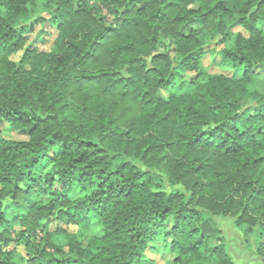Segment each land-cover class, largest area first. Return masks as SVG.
<instances>
[{
    "label": "trees",
    "instance_id": "16d2710c",
    "mask_svg": "<svg viewBox=\"0 0 264 264\" xmlns=\"http://www.w3.org/2000/svg\"><path fill=\"white\" fill-rule=\"evenodd\" d=\"M37 1L0 0V264H234L214 217L264 238V0Z\"/></svg>",
    "mask_w": 264,
    "mask_h": 264
},
{
    "label": "rangeland",
    "instance_id": "374dc122",
    "mask_svg": "<svg viewBox=\"0 0 264 264\" xmlns=\"http://www.w3.org/2000/svg\"><path fill=\"white\" fill-rule=\"evenodd\" d=\"M43 2L41 0L37 1L36 7L34 9V14L38 15L42 11ZM3 10L0 11V14ZM244 36L247 33L237 27L234 29ZM56 27L52 24L37 25L34 27L32 33L27 35V46L30 49L36 50L37 52H48L52 49L53 41L56 37ZM229 45V44H227ZM221 46L219 48H225L227 46ZM200 68L204 74L205 78L208 75H224L227 77H240L241 71L232 69L229 66L223 65L220 61V56L218 54L206 55L200 60ZM253 88L260 91L264 90V79L255 78L253 81ZM1 137L11 138V139H23L18 136L15 132L10 131L5 128L2 130ZM214 221L217 227L221 230L222 235L225 239V246L228 254L230 255L234 264H264L259 257L254 253L258 246L264 247V238L259 241L256 238H251L248 242L244 240L239 230L235 227L234 218L217 216L214 217ZM59 224H50L48 229L53 231L55 226ZM69 231L74 232L75 227H68ZM100 234V227L93 220L86 228H80L77 232V239L83 241L88 236H98ZM14 244L9 245V249H12ZM18 251H22L21 248ZM145 256L152 260L155 264H171L173 257L164 250L160 245L155 243H150L149 248L145 251Z\"/></svg>",
    "mask_w": 264,
    "mask_h": 264
}]
</instances>
